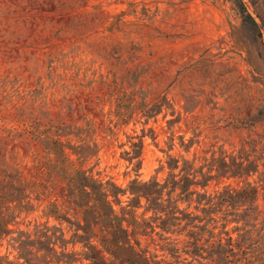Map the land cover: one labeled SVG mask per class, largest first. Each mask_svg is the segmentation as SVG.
<instances>
[{
  "label": "rangeland",
  "instance_id": "obj_1",
  "mask_svg": "<svg viewBox=\"0 0 264 264\" xmlns=\"http://www.w3.org/2000/svg\"><path fill=\"white\" fill-rule=\"evenodd\" d=\"M263 2L0 0V116L47 112L81 126V116L92 118L99 151L70 157L121 188L134 178L166 176L170 137L172 155L191 157L211 144L231 151L249 133L264 135ZM161 98L155 119L143 125L144 118L134 116L105 136L99 112H112L116 104L138 112ZM142 128L141 161L129 162L123 155L130 149L127 136L142 134ZM180 136L197 140L188 153ZM241 179L223 178L207 189ZM120 199L124 205L127 196ZM34 219L44 220L40 208L24 223Z\"/></svg>",
  "mask_w": 264,
  "mask_h": 264
},
{
  "label": "trees",
  "instance_id": "obj_2",
  "mask_svg": "<svg viewBox=\"0 0 264 264\" xmlns=\"http://www.w3.org/2000/svg\"><path fill=\"white\" fill-rule=\"evenodd\" d=\"M163 105L161 98L133 112L138 108L116 104L99 112L102 131L112 136L134 116L145 125ZM79 119L84 125L47 112L0 116V264H264V135L249 133L231 151L211 144L191 157L170 154V137L166 176L134 178L121 188L70 157L87 158L100 148L93 119ZM144 135L142 128L127 136L129 162L140 163ZM194 137L180 136L186 153ZM230 177H242L240 184L207 189ZM39 208L44 220L24 223Z\"/></svg>",
  "mask_w": 264,
  "mask_h": 264
}]
</instances>
